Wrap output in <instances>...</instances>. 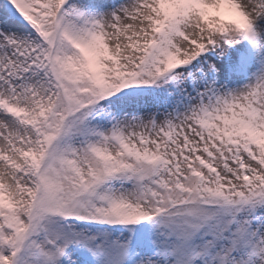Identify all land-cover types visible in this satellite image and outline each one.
Here are the masks:
<instances>
[{
	"label": "snow or ice",
	"instance_id": "snow-or-ice-1",
	"mask_svg": "<svg viewBox=\"0 0 264 264\" xmlns=\"http://www.w3.org/2000/svg\"><path fill=\"white\" fill-rule=\"evenodd\" d=\"M0 264H264V0H0Z\"/></svg>",
	"mask_w": 264,
	"mask_h": 264
}]
</instances>
